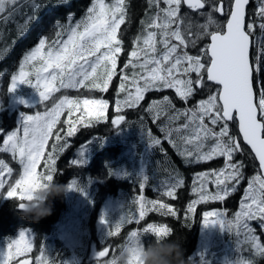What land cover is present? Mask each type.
Returning a JSON list of instances; mask_svg holds the SVG:
<instances>
[{
	"label": "snow or ice",
	"instance_id": "6c2138e0",
	"mask_svg": "<svg viewBox=\"0 0 264 264\" xmlns=\"http://www.w3.org/2000/svg\"><path fill=\"white\" fill-rule=\"evenodd\" d=\"M161 2L164 7L160 6ZM257 2L255 15L261 20L258 25L254 19L246 21L250 0H148L149 8H155L156 13L146 22L141 21L142 34L134 38L129 58L120 72L118 94L125 95L122 100L116 101L118 113L122 107L134 108L139 105L149 91L174 89L176 96L188 103L198 91L208 90L207 98L199 100L192 108L175 109L173 101L163 96L160 100L152 101L147 109L154 119L173 109L174 114L168 116V121L184 120L179 127L163 126L160 131L187 163L209 161L214 157L225 158L223 168L198 173L194 178L192 192L198 198L187 207L192 214L200 203L223 201L237 190L244 179L243 163L233 162L234 155L241 150V144L232 134L230 122L238 121L243 141L250 146L260 169L264 170V81H257L254 77V73L264 72V43L258 46L254 59H250V48L254 45L252 36L256 29L264 35V0ZM16 3L17 0H0V14L10 13V6ZM182 3L206 16L205 23L195 25L199 31L192 32L193 22L181 15ZM205 9L208 11L205 12ZM215 13L227 17L223 24L214 18ZM126 16V0H92L80 20L71 23L72 17L69 16V24L57 23L60 30L55 33V40L49 42L41 37L38 44L24 55L18 72L11 76L9 92L19 84H27L37 90L43 103L52 101V106H46L43 112L23 114L20 126L15 130L0 132L4 137L0 153H11L22 169L14 183H9L5 175L12 176L13 169L0 159V194L6 192L5 196L15 200L20 207L23 206L20 202L31 199L26 195L29 189L39 187L42 180L51 181L57 175L58 156L68 147L67 137L76 133L75 124L88 126L105 119L109 107L105 99L63 95L57 101L53 96L61 89L109 90L117 75L119 56L125 51L121 26L125 24ZM211 26H215L214 30H209ZM205 37L209 42L200 49L199 54L190 55L187 49L195 47ZM157 45L163 49L159 55ZM65 112L68 119L63 123L68 127L61 135L64 130L57 126ZM77 112L80 114L73 120ZM124 120V115H118L112 123L120 125ZM182 131H189L190 134L180 135ZM173 133L177 134L183 148ZM148 138L150 147L161 144V140L152 136L151 132H148ZM50 139L54 142L51 150H47ZM208 140L213 143L207 151H203ZM189 145L192 147L189 148ZM42 160L44 171L38 172ZM71 163L79 165L84 161L74 160ZM148 181L149 177L142 175L139 183L141 192ZM208 183L216 185L214 193L208 191ZM183 185L184 179L177 173L171 182L164 185L160 196L175 199L177 189ZM68 186L72 190H79L76 180ZM133 204L138 205V218L121 215L109 228V237L117 236L125 223L139 224L149 212L177 215L168 203L161 199H146L143 194L138 195ZM224 215L221 212H205L204 224H219L224 229ZM210 217L220 219L210 222ZM101 220L103 222V217ZM253 220L264 229V175H256L249 180L240 210L234 214L233 220L226 222L228 231L234 229L238 237L243 235L242 243L264 257V243H261L249 223ZM171 232L164 224L148 223L141 230L131 231L121 247H134L143 242L146 236L171 235ZM27 236L28 230L21 229L18 239L10 240L7 250L0 253V264H9L16 256L32 251V241ZM117 251L104 247L96 254L97 264H112L111 258ZM20 264L28 262L25 260ZM36 264H46V261L37 257ZM235 264H253V261L239 260Z\"/></svg>",
	"mask_w": 264,
	"mask_h": 264
},
{
	"label": "trees",
	"instance_id": "16d2710c",
	"mask_svg": "<svg viewBox=\"0 0 264 264\" xmlns=\"http://www.w3.org/2000/svg\"><path fill=\"white\" fill-rule=\"evenodd\" d=\"M23 1L25 0H19L18 2ZM91 3L92 0H72L70 4H61L57 7L51 16H44L43 18L48 17L49 19H52L56 16L59 24L69 23L68 18L70 15L68 12L73 10L75 13L71 16V22H74L76 17L86 14V10L90 7ZM126 4V21L125 24L121 26L125 51H123L119 56L117 75L113 78V81L109 86V90L107 92H100L96 90L89 91L86 89L77 90L79 93L78 97L80 98L105 99L109 102V107L105 112V119L93 122L88 126H84L82 123L75 124V127L77 128L76 133L71 137H67L70 144H68L67 149H65V151L60 153L58 156L57 175L54 177L55 182L66 185L72 177L77 180V185L79 179L82 178L88 182L89 184L87 183V187L89 188V191H92L95 194L93 200L94 214H96V211L102 201L104 202V200L110 199L115 207L113 212H125V216L134 215L138 218V205L133 204V200L140 194H143L145 198L149 200H163L177 213L176 216H164L157 212H149L145 219L139 224L135 222L125 223L121 227V231L117 236L105 237L99 246L107 245L110 247V251L118 250L126 242L128 234L131 231L141 230L148 223L164 224L172 230L170 238L181 244L183 256L187 261V264H207V261H211L216 257L218 260L215 264H221L219 259L224 257L225 249L223 248L224 244L220 240H218L219 244L213 253H211L209 249L204 250L206 253L205 257L203 256L200 259L197 256L199 250L200 225L201 220L203 219V213L210 208H216L219 212L223 211L228 218V220H224L225 225L227 221L233 220L235 211L237 212L238 202L243 195L247 182L252 177L259 175L258 163L250 149L241 141L237 129V123L230 122L231 132L241 144V150L234 155L233 162L243 163L242 172L244 179L237 186V190L232 192L231 195L225 197L223 201H208L206 203H200L196 205L194 214L187 211L188 204L193 199L195 200L198 198L197 195L192 192L193 180L196 175L201 172H212L223 168L225 158L214 157L209 161L187 163L185 159L178 154L177 149L173 148L167 142L164 137V133L160 131V127L163 126H169L172 128L179 127L184 123V120L180 119L170 123L168 121V116L174 114L173 109H169L167 114L161 115L159 119H154L153 114L149 113L147 109L152 101L160 100L163 96H168L173 101L175 109L183 110L192 108L199 100L207 98L208 90L204 89L202 91H198L196 95L188 101V103L180 100L179 97L176 96L174 89H164L163 91L153 90L145 93L144 100H142L136 107H122L119 113L116 111V101L122 100L125 95L124 93L118 94L120 72L123 70V65L129 58L128 54L133 48V40L135 37L142 34L143 27L141 21L146 22L151 15L156 13L155 8H149L148 0H126ZM161 5V7L165 6L162 2ZM257 10L258 2L257 0H252V3L248 8L247 20L254 19L256 23L259 24L261 20L255 15ZM204 11L206 12L208 9H205ZM181 15L188 17L193 22L194 27L192 32L199 31L195 25L206 22L205 17L191 9L185 8L183 4L181 5ZM214 18L221 24H223L226 20L225 17H220L217 13L214 14ZM42 25L44 26V24H40V27ZM214 28L215 26H211L210 30H214ZM252 37L254 38V59V56L258 51V46L261 43H264V35H261L259 29L257 28ZM207 43L208 39L205 37L199 40L195 47H189L187 51L190 55H197L199 54L200 49H202ZM157 48V55H159L163 49L161 45H157ZM10 76L11 75L8 74L5 81L10 80ZM255 79L257 81H264V72L257 74ZM258 87L259 85L257 84V88ZM9 96L10 94L8 95V98ZM4 102L6 107L9 108L10 106H8L6 101ZM4 102L1 104L2 106L4 105ZM4 111L5 112H2V115L7 113V110ZM118 115H124L125 120L120 125H114L112 121L115 120ZM73 120H75L74 117ZM8 125L6 123V126ZM67 127V125L64 127V131L61 135L66 132ZM216 130H218V128ZM148 132H151L152 136L160 139L161 144L155 147H150ZM189 134V131H182L180 133V135ZM173 136L177 139V143L181 145V148H183L184 145L179 140L177 134L173 133ZM130 140H132V142H130V144H132V149H130V151L138 153L147 152L148 154L145 166L142 170H137V161L133 164V166L130 164L127 170L125 169L126 166L123 162L125 155H123V151L127 153V144ZM83 143H87L95 150L90 162L88 164L82 163L79 165L70 164L66 167V164L69 163L73 156L74 149H77L76 146L79 145L78 147L81 148ZM212 143V140L205 141L203 151H207L208 147ZM188 147L191 148L192 146L189 145ZM161 149H163V151H161ZM64 166L65 169H63ZM171 170H176L175 175L179 173L184 179V185L177 189V197L175 199L167 196H160V192L163 191L165 183L163 181V184H158L162 178L164 179L169 175ZM142 175H147L149 177V181L143 192L139 189V183ZM156 175H159L161 178L156 180ZM129 177L132 180L129 179L128 181ZM207 188L211 193L216 191V185L212 183H208ZM70 200L71 199L69 198L68 193L63 196L56 197L52 200L51 215L41 218L38 221L27 219L20 211L16 210L14 208V204L16 202L15 200L2 202L0 203V235H15L17 232H12V228L19 223H25L26 225L23 226L31 228L34 233L35 248L32 251V254H36L37 250H40L44 246L42 249L45 251V255L42 257H45L44 260L46 261V264H63L66 261L65 259L69 260L67 264H89L87 248H83L78 241L73 240L74 246L72 247V243L67 240V238L59 237V239H56V244L53 245V239L51 236L54 234L61 236V232L68 228V222L64 220L66 219V212L70 208ZM59 222H61V224L57 229V224ZM251 225L255 229V234L260 237L261 243H264V229H261L259 223L255 220H253ZM226 231H228L227 225L224 227V230H221V232ZM91 232L92 235L89 237V242L94 240L96 237L95 230H93V228ZM152 239L153 237L146 236L143 238V242L147 244L150 243ZM44 241L46 242L45 244ZM47 253H53V258L51 260L46 258ZM254 254L257 255L255 252ZM254 264H264V257L257 259Z\"/></svg>",
	"mask_w": 264,
	"mask_h": 264
},
{
	"label": "rangeland",
	"instance_id": "374dc122",
	"mask_svg": "<svg viewBox=\"0 0 264 264\" xmlns=\"http://www.w3.org/2000/svg\"><path fill=\"white\" fill-rule=\"evenodd\" d=\"M15 5H11V12H5L3 14H0V103L4 101V97H7L8 94H10L9 99L6 101L10 111L18 110L19 106H21L22 103L26 107H28L27 110H23L21 113V119L19 120V111H18V120L16 117H14L15 122L12 124L10 129L7 131L15 130L20 126V123L22 121V115L23 114H31L34 115L36 112L40 111L43 112L45 110V107H51L52 101H45L44 103L41 101V98L39 96V93L37 90L27 84H19L14 91L9 92L8 89L11 86V79L9 82L5 85V79L7 75H13L18 72L19 70V64L23 60L24 55L29 52L32 48H34L41 37L47 38L49 42L56 39L55 33L59 31L60 29L57 28L58 20L57 18H48L44 16H51L54 13V10L59 7L61 4H70L72 0H25L23 2H18ZM106 2H111V0H106ZM91 6V5H90ZM70 16H72L75 12L72 10L71 12H68ZM85 15H79L76 17L74 22L80 20ZM31 17V19H29ZM58 17V16H57ZM206 18V16H203ZM40 24H44L40 27ZM69 23H65L64 25H67ZM38 26V27H35ZM211 29V27H210ZM209 29V30H210ZM66 38V35L65 37ZM10 76V77H11ZM34 82V80H33ZM63 95H68L69 97L75 98L79 96V93L75 89H61L60 92H57L54 94L53 99L59 100L60 97ZM12 104L16 105V108L12 106ZM79 113H75L73 115L74 119L76 116H78ZM68 119L67 112L64 113V115L61 116V123L57 126L59 129H63L66 127V124L63 123L64 120ZM6 131V132H7ZM3 136L0 137V147L3 146ZM124 141V139H123ZM132 140L129 141L127 144V153L131 154L130 159L125 163L127 170L130 164H133L135 161H137V170H142V168L145 166L146 160H147V152H140V153H131L130 149H132V144H130ZM53 143V140H49V147L47 150H51V145ZM87 146V143H83L81 145V148L77 150V154L79 153L80 160L86 159L88 161L89 159V153L88 150H90ZM81 150H83V156H81ZM78 156V155H77ZM145 159H144V158ZM44 171L43 168V160L41 161V165L38 166L37 171L40 172ZM176 171V170H175ZM175 171L171 170L169 172V175L166 176V178H162L158 184H166L168 181L173 180V178L176 176ZM156 180H159L161 177L159 175L155 176ZM85 180L79 179L78 181V187L80 185H83ZM87 187V186H83ZM248 187V186H247ZM88 190V189H86ZM84 189L79 190H69V196L72 206L68 209L65 215V220L68 222V229L66 231L67 240H76L79 242V244L82 245L83 248H87L89 246V237L92 235V228L95 230L96 234V240L91 242L90 249H87V255L89 258L90 264H97V261L95 259L96 254L102 250L107 245H97L95 242L97 240L102 241L104 236H108L109 227L114 224L116 221H118L121 217V215H126L125 212H113L114 210V204L113 202L108 199V202H106L103 206L100 207L99 211H96V214L93 213V200L95 197V194L93 192H86ZM244 198V194H243ZM197 199V198H196ZM240 207V205H239ZM240 210V208H239ZM217 212L216 208H210L206 212ZM103 217V222L101 218ZM219 217H210L209 221H216ZM250 222V221H249ZM61 222L57 224V229L60 227ZM227 225V224H226ZM225 225V227H226ZM220 225H205L204 219L201 223V232L199 235V247L204 250H209L211 253H213L217 245L219 244L218 240V234L216 231L221 232ZM32 233V235L30 234ZM19 231L15 235H0V253H3L7 250V244L10 242L11 239H18ZM224 238L225 243H227V239H232L233 230L232 231H226L224 232ZM55 236V237H54ZM34 233L32 231H28L27 238L32 241V247L34 244ZM53 238V245L56 244V239L61 236L54 234L51 236ZM9 238V239H8ZM223 240V237L221 238ZM236 239L231 240L232 244L235 245L234 241ZM243 237L238 238V242H242ZM71 242V241H70ZM72 243V242H71ZM35 245V244H34ZM42 246V245H41ZM74 244L72 243V247ZM44 247V246H43ZM42 247V248H43ZM108 247V246H107ZM41 248V253L38 257L43 258L42 256L45 255V251ZM223 248L225 249V255L224 257H221L219 259V262L221 264H235L236 261L239 260H251L253 261V264L256 262L257 259H259L262 256L255 255L254 251L251 250L246 244L242 243L240 248H231L224 244ZM200 249L198 252V257L202 258L203 256H206V253ZM14 250V249H13ZM29 253V252H28ZM27 254V253H25ZM24 255V254H23ZM23 255H19L18 257H21ZM26 256V255H25ZM17 256L9 262V264H12L13 261ZM48 260H51L53 258V253H47ZM218 258L211 261H207V264H215L217 262ZM69 260H66L63 264H67ZM36 264V263H35Z\"/></svg>",
	"mask_w": 264,
	"mask_h": 264
},
{
	"label": "clouds",
	"instance_id": "9594fccd",
	"mask_svg": "<svg viewBox=\"0 0 264 264\" xmlns=\"http://www.w3.org/2000/svg\"><path fill=\"white\" fill-rule=\"evenodd\" d=\"M70 190L68 185L55 182V179L42 180L39 187L29 189L20 207L21 214L33 221H38L52 213V200L65 195ZM112 264H187L181 244L170 238V235L153 236L150 243H139L134 247L123 246L118 249Z\"/></svg>",
	"mask_w": 264,
	"mask_h": 264
},
{
	"label": "flooded vegetation",
	"instance_id": "af4514ba",
	"mask_svg": "<svg viewBox=\"0 0 264 264\" xmlns=\"http://www.w3.org/2000/svg\"><path fill=\"white\" fill-rule=\"evenodd\" d=\"M222 17H225V16H222ZM225 18H227V17H225ZM7 117V116H6ZM11 118V117H10ZM0 130H2L3 131V128H0ZM0 137H2V135L0 136ZM0 159H3L4 161H5V163H7L8 165H9V167H11L12 169H13V174H12V176H7V174L5 175V179L7 180V182H9V183H14V180L16 179V178H18L19 177V174H20V172L22 171V169H21V166L19 165V163H18V159H13L12 158V155H11V153H0ZM6 192H4L3 194H0V203H2V202H5V201H7V200H10V199H8L6 196ZM14 208L16 209V210H18V211H20L19 209H18V207H17V204H16V202H15V204H14ZM23 225H26L25 223H19V224H17V225H15L13 228H12V232H18V231H20L21 229H26V227L25 226H23Z\"/></svg>",
	"mask_w": 264,
	"mask_h": 264
},
{
	"label": "water",
	"instance_id": "95a60500",
	"mask_svg": "<svg viewBox=\"0 0 264 264\" xmlns=\"http://www.w3.org/2000/svg\"><path fill=\"white\" fill-rule=\"evenodd\" d=\"M251 1L252 0H250V3H249V5L251 4ZM186 7H187V5L186 4H184ZM248 5V6H249ZM248 6H247V8H248ZM219 14V13H218ZM220 15V14H219ZM220 16H222V15H220ZM247 17V16H246ZM253 40V39H252ZM252 51H253V47H251L250 48V59H252ZM254 77H255V73H254ZM236 123H237V129H238V121H236ZM238 132H239V129H238ZM239 135H240V137H241V140L243 141V137H242V135L239 133ZM243 143L251 150V148H250V146L249 145H247L244 141H243ZM251 152L253 153V155L255 156V153L251 150ZM256 158V157H255ZM256 160H257V162H258V165H259V161H258V159L256 158ZM259 169H260V166H259ZM260 172H261V175H264V170H262V169H260ZM27 261L28 262V264H33V260H32V258L31 257H28V258H24V259H21V260H19L17 263H15V264H20V262H22V261Z\"/></svg>",
	"mask_w": 264,
	"mask_h": 264
},
{
	"label": "bare ground",
	"instance_id": "6f19581e",
	"mask_svg": "<svg viewBox=\"0 0 264 264\" xmlns=\"http://www.w3.org/2000/svg\"><path fill=\"white\" fill-rule=\"evenodd\" d=\"M161 6H162V5H161ZM249 6H250V5H249ZM249 6H248V8H249ZM248 8H247V13H248ZM259 21H260V20H259ZM257 24H258V23H257ZM119 69H120V68H119ZM78 126H79V125H78ZM155 134H156V133H155ZM161 137H162V136H161ZM162 140H163V138H162ZM94 141H95V139H94ZM97 141H98V140H97ZM94 143H95V142H94ZM68 144H70V143L68 142ZM95 144H96V143H95ZM78 146H79V145H78ZM78 146H76L77 149L80 148V147H78ZM106 147H107V146H106ZM107 148H108V147H107ZM66 149H67V148H66ZM77 149H75V150H77ZM119 152H120V151H119ZM116 154H117V153H116ZM113 155H114V154H113ZM115 157H116V155H115ZM69 159H70V158H69ZM111 163H112V162H111ZM111 163H110V164H111ZM117 164H118V162H117ZM106 171H107V170H106ZM115 171H116V170H115ZM118 177H119V176H118ZM119 178H120V177H119ZM124 179H125V178H124ZM129 179H131V178L129 177V178H128V181H129ZM104 180H105V179H104ZM131 180H132V179H131ZM95 185H96V184H95ZM131 191H132V190H131ZM132 193H133V192H132ZM130 194H131V193H130ZM131 197H132V196H131ZM193 200H194V199H193ZM104 201H105V200H104ZM102 202H103V201H102ZM214 207H216V206H214ZM63 213H64V212H63ZM26 228H27V227H26ZM28 228H29V227H28ZM32 229H33V228H32ZM52 232H53V231H52ZM46 236H47V235H46ZM54 237H55V236H54ZM54 237H53V238H54ZM44 238H45V237H44ZM53 238H52V239H53ZM50 239H51V238H50ZM52 239H51V240H52ZM45 243H46V242L44 241V244H45ZM48 246H49V243H48ZM50 246H51V245H50ZM52 246H53V245H52ZM40 248H41V247H40Z\"/></svg>",
	"mask_w": 264,
	"mask_h": 264
}]
</instances>
